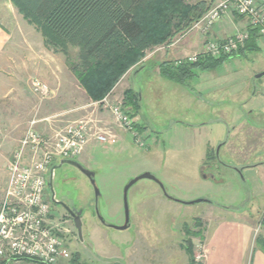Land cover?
Here are the masks:
<instances>
[{
	"label": "rangeland",
	"instance_id": "374dc122",
	"mask_svg": "<svg viewBox=\"0 0 264 264\" xmlns=\"http://www.w3.org/2000/svg\"><path fill=\"white\" fill-rule=\"evenodd\" d=\"M13 12L16 49L6 61L0 60V194L7 183L8 161L33 121L43 136L68 123L89 120L118 139L115 144L92 141L76 159L95 172L97 201L94 187L80 170L68 164L55 170L60 177L73 178L59 188L54 184L55 188L84 210L81 238L74 224L60 220L71 232L62 233L65 253L56 264H187L188 241L194 253L195 231L201 229L209 210L218 206L250 215L264 235V165L245 168L264 156L247 160L248 150L244 154L241 146L243 131L231 137L235 125L231 119L237 123L246 113L248 121L253 109L264 113V75L257 77L264 72V36L256 38V49L227 57L214 68L197 67L186 84L173 82L161 74L164 56L171 53L169 60H187L203 52L210 38L223 39L194 27L202 16L169 42L146 51L102 101H95L71 70L80 62L79 48L67 47L63 52L61 46L47 45L36 23L15 6ZM235 26L228 22V33L244 30L240 23ZM194 35L201 42L199 48L184 44ZM34 81L48 84L47 97L34 92ZM129 90L139 97L137 109L127 98ZM253 92L257 95L248 101ZM106 101L120 104L141 127L143 147L117 125ZM144 173L157 177L164 189L151 179L136 182L128 192L130 226L116 229L113 226L124 224V189ZM47 191L51 194L50 186ZM206 198L210 202L183 203ZM96 209L106 225L94 216Z\"/></svg>",
	"mask_w": 264,
	"mask_h": 264
},
{
	"label": "built area",
	"instance_id": "2783aa9c",
	"mask_svg": "<svg viewBox=\"0 0 264 264\" xmlns=\"http://www.w3.org/2000/svg\"><path fill=\"white\" fill-rule=\"evenodd\" d=\"M227 14L246 18L247 27L221 40L210 38L204 51L188 57L187 61L195 63L201 56L231 57L246 46L253 32L256 38L264 36V0H217L194 27L208 33ZM32 85L42 98L49 95L48 84L34 81ZM106 102L117 125L131 133L136 143L143 147L137 124L129 113L118 103ZM91 123L89 120L71 122L49 136L37 130L36 121L28 126L8 161L7 183L0 194V264L20 258L56 264L64 255L62 233H70V229L61 226L62 219L51 206L48 180L55 162L78 159L90 142H117V136L111 131ZM206 256L205 246L199 243L191 264H204Z\"/></svg>",
	"mask_w": 264,
	"mask_h": 264
},
{
	"label": "trees",
	"instance_id": "16d2710c",
	"mask_svg": "<svg viewBox=\"0 0 264 264\" xmlns=\"http://www.w3.org/2000/svg\"><path fill=\"white\" fill-rule=\"evenodd\" d=\"M185 1L12 0V3L43 30L47 45L61 46L63 52L67 47L79 48L80 62L72 65L71 70L89 96L102 101L122 76L144 58L146 51L190 28L213 3L199 0L190 5ZM256 46L253 32L239 52L256 49ZM226 58L201 56L195 63L169 60L161 64V74L173 82L186 84L195 76L197 67L214 68ZM126 94L137 109L138 95L132 90ZM259 241L264 245L263 237ZM188 247L192 259L191 240ZM17 260L42 263L31 258L13 261Z\"/></svg>",
	"mask_w": 264,
	"mask_h": 264
},
{
	"label": "crops",
	"instance_id": "0c3cea01",
	"mask_svg": "<svg viewBox=\"0 0 264 264\" xmlns=\"http://www.w3.org/2000/svg\"><path fill=\"white\" fill-rule=\"evenodd\" d=\"M211 1L214 3L217 0ZM13 9L12 0H0V60L3 62L6 61L11 52L16 49L13 43V34L15 33H13L12 30L14 31V29H17V24L15 21L16 12H13ZM228 22L233 25L235 23V28H238L239 23L244 26V29L248 25L245 18L242 22H238L235 21V16L227 14L211 28V31H213V34L218 38L229 36V34L234 33V31L228 33ZM15 38L18 39L19 36L17 35ZM198 42L199 45L197 44ZM186 43H188L191 48L197 46L199 48L201 42L199 38L194 35V37H189L184 44ZM177 52L178 51H174L175 54H177ZM169 55L171 56V53H168L167 57L164 56L161 60L168 61L170 59ZM256 95V92L249 94L247 100H253ZM249 114L251 116L248 121L246 113L245 117L237 123L231 119L235 124L231 137L232 134H234L235 137V131L240 132L242 130L244 133L241 146L243 147L242 152L244 154L245 151L247 152L248 150V156H245L247 160L254 156L255 158L256 156L257 158L264 156V123L260 124L264 122V116L261 117V114L264 113H261L260 110L253 109ZM252 118L257 119L258 122L252 121ZM138 128L141 129L139 125ZM235 139L231 142L235 141ZM251 153L252 155H250ZM260 165H264V160L259 163L248 164L245 168L257 167ZM195 232H198L195 233L196 236L193 240L195 247L199 243H202L207 252L204 264H264V245L259 241V238H264V235H261L257 222L250 215H244L236 210L220 206L211 208L207 217L203 220L201 229ZM190 260L189 258L187 264H190ZM17 261H11L5 264H14Z\"/></svg>",
	"mask_w": 264,
	"mask_h": 264
},
{
	"label": "water",
	"instance_id": "95a60500",
	"mask_svg": "<svg viewBox=\"0 0 264 264\" xmlns=\"http://www.w3.org/2000/svg\"><path fill=\"white\" fill-rule=\"evenodd\" d=\"M264 75V72L260 73L257 75V77H262ZM64 164H68V165H71V166H75L77 167L81 172H83L90 180H91V184L93 185L94 189H95V193H96V199L98 200V197H99V190L96 186V180H95V172L85 168L79 161L77 160H73V159H63L60 161V163L56 166L53 167V170L54 169H58V168H61ZM141 179H151V180H154L156 181L160 186L161 188L164 189V185L157 179V177H155L153 174L151 173H144L136 178H134L132 181H130V183L125 187L124 189V204H125V223L123 225H120V226H113L115 227L116 229H119V230H126L129 228L130 226V213H129V205H128V192H129V189L136 183L138 182L139 180ZM200 201H208L210 202L209 199H199V200H196V201H192V202H183L185 204H194V203H197V202H200ZM182 203V201H180ZM97 214L101 220V222L103 224H105V220L99 215V212L97 210ZM80 215H81V212H79L76 217H75V226H76V229L79 233V236L81 237L82 236V220L80 218Z\"/></svg>",
	"mask_w": 264,
	"mask_h": 264
},
{
	"label": "flooded vegetation",
	"instance_id": "af4514ba",
	"mask_svg": "<svg viewBox=\"0 0 264 264\" xmlns=\"http://www.w3.org/2000/svg\"><path fill=\"white\" fill-rule=\"evenodd\" d=\"M73 167H75V166H73ZM75 168L78 169L77 167H75ZM55 170H57V169H54L52 171L51 177L48 180V185H47V187L50 186V188H51V194L49 193V195H50V201H51L52 208L57 211L56 213H57V217L59 219H62L65 222H71L72 224H74V226H75V217H76V215L79 212H81L80 218H81L82 223H83L84 210L82 208L73 206L71 204L70 200L65 198L62 195V193H60L59 190H57L55 188V186H54V184H58L56 187L59 188L60 185L64 184L65 182H67V181H69L70 179H73V178L72 177L70 178V177H67V176L60 177L55 172ZM81 173L84 176H86L83 172H81ZM88 180L91 182V180L89 178H88ZM95 200L97 201L96 196H95ZM56 207L57 208L59 207L61 209V211H59ZM93 214H94L95 217L98 216L97 209L94 210ZM124 223H125V216H124ZM104 225H106V224H104ZM70 232H71V230H70ZM78 235H79V233H78ZM79 238H81V237L79 236Z\"/></svg>",
	"mask_w": 264,
	"mask_h": 264
}]
</instances>
